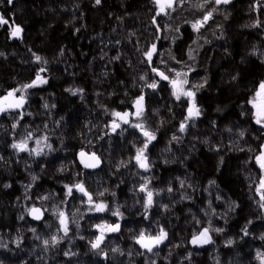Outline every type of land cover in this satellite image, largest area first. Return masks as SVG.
Listing matches in <instances>:
<instances>
[{"label": "trees", "instance_id": "16d2710c", "mask_svg": "<svg viewBox=\"0 0 264 264\" xmlns=\"http://www.w3.org/2000/svg\"><path fill=\"white\" fill-rule=\"evenodd\" d=\"M216 9L194 64L189 54L197 39L190 20L198 17L187 11L179 10L162 23L153 0H102L100 5L95 0H14L13 4L0 0V15L8 21L0 24V96L32 83L41 68L47 79L28 93L22 110L0 116V264H260L264 209L256 193L262 173L255 156L264 148V128L254 122L247 101L264 81V55H251L254 48L264 54V0L259 5L258 0H232ZM256 21L260 27L252 26ZM15 25L23 29L20 38L11 37ZM153 43L158 54L150 66L144 53ZM158 55L165 70L178 71L180 65L193 63L191 83L207 79L197 93L203 114L187 132L181 133L179 125L188 104L176 101L168 83L152 72L153 66L162 69ZM141 76L146 79L140 80ZM153 80L159 81L155 90L145 86ZM75 89L83 91L73 95ZM141 95L144 117L129 119L156 134L147 151L150 171L140 169L134 159L145 141L141 131L112 115L113 111L134 113ZM242 111L247 114L242 116ZM114 119L121 125L115 132ZM16 120L19 124L13 130ZM28 132L33 133L30 146L40 139L51 150L46 147V154L35 156L12 149L11 144ZM173 135L180 137L179 142L169 143ZM82 151L87 156L95 153L100 165L85 168L80 162ZM221 157L223 164L218 167ZM145 179L151 180V190L160 192L148 210L149 219L142 207L145 193L137 191ZM180 179L185 180L184 188ZM212 180L216 183L210 186ZM80 182L95 200L112 210L119 207L123 217L85 213L87 200L68 197L64 187ZM27 185L31 188L26 190ZM169 186L175 191L169 193ZM182 195L190 198L181 199ZM217 195L222 199L217 200ZM43 196L49 199H40ZM79 200L83 210L78 214ZM233 202L235 210L229 211ZM33 204L48 209L39 223L24 211ZM60 210L74 222L67 236L59 231ZM102 223L121 227L94 250V228ZM245 226L247 236L242 232ZM161 227L168 238L154 253L136 243L141 230L154 235ZM216 227L224 231H210L214 240L210 247H192L194 233ZM54 231L62 239L46 247L44 237ZM229 239L232 245L226 244ZM114 248L119 251L113 252Z\"/></svg>", "mask_w": 264, "mask_h": 264}, {"label": "snow or ice", "instance_id": "6c2138e0", "mask_svg": "<svg viewBox=\"0 0 264 264\" xmlns=\"http://www.w3.org/2000/svg\"><path fill=\"white\" fill-rule=\"evenodd\" d=\"M9 4H13L14 0H7ZM102 0H95L96 5H100ZM261 2V0H258V5ZM153 3L157 6V13L156 15L159 16L161 14L163 15H169L171 11H175L177 7H183L185 3H187V0H153ZM208 3V0H204V3L200 4L199 7L203 9L205 7V4ZM232 3V0H214V4L216 6L219 5H228ZM217 9L214 8L212 11H206L201 19H197L194 22H192V28L194 31L199 32L201 28L204 27L205 24L208 23L209 20L213 17V12ZM227 19V17H225ZM8 21L4 18V16L0 15V24H7ZM153 23L157 24V30L159 31V26L156 18H153ZM253 27H260L261 24L259 21H256L252 25ZM177 32H179V28L176 29ZM23 32V29L19 25H15L11 29V37L13 38H20L21 34ZM157 39H161V37H157ZM61 54H63V49H61ZM158 54L157 46L155 43L152 44L151 48L147 50L144 55L146 59L148 60L150 66L152 65V58L154 55ZM2 55V53H0ZM251 55H264L258 53V51L254 48L251 52ZM35 56V54H34ZM189 58H194L191 55V50L189 54ZM35 59L37 61L41 60L40 56H35ZM116 59H119V57H116ZM175 59V57H173ZM163 63V61H161ZM264 62V61H262ZM46 63V61H45ZM45 71V69L41 68L36 75V79L32 81L30 84L22 85L21 88L13 89L9 92H7L6 95L0 96V114L9 113L12 111H17L23 109L25 103H26V90L33 88L37 86L38 84H45L47 83V80L44 79L40 73ZM166 71H174L172 69H166ZM166 71H160L157 67H152V72L156 74L160 78V80L168 81L171 90H172V96L177 101H182L184 99L188 102V107L186 109L187 115L184 117V120L179 125V131L181 133L187 132L190 127H195V121L199 119L202 114L203 110L198 105L197 102V93L205 87L207 84V79L204 78L202 82L198 83H191L188 79L189 72L194 71V69L189 68L188 71L175 72V77H170L166 74ZM145 76H141L140 80H145ZM233 80H236L237 77L233 76ZM147 88H151L153 90L157 89L159 86V81L153 80L152 83H146L145 85ZM82 89H75L72 90V94L75 95L78 92H82ZM17 93H20L19 96H17ZM247 103L251 106L252 115L254 118V122L259 125L261 128H264V81H262L259 85L258 90L255 92V94L247 101ZM45 108L48 107L47 104L44 105ZM54 107V106H53ZM135 113H129V112H118L113 111L112 115L117 118L119 121H122L124 124H131V121L129 117L135 116L137 119L142 120L144 117V95H141L137 98L135 101ZM246 112H241V115H246ZM20 119L23 118V112H19ZM117 119H114L111 125L112 131L115 132L118 128L121 127L120 123L117 122ZM19 124V120H16L15 123L12 124V129L15 130ZM213 127H216V121H212ZM131 126L139 129L142 133V135L145 137V141L141 147H138L136 150V155L134 157L136 165L143 169L144 171H150L152 167V162L149 160V157L147 155L149 144H151L153 141L157 139L155 132L149 130L145 127L144 123H135L131 124ZM47 127V125L45 126ZM226 131L232 132L231 128H227ZM244 131H241L239 133V136L241 138L244 137ZM33 138V133L28 132L27 136L24 139H21L19 141H14L11 144L12 149H14L17 153L28 151L30 154H34L35 156H41L42 154H46L43 152V148L39 147L41 144V140L37 139L36 144L38 147L36 148H29L28 147V140H31ZM44 141H47V137H43ZM180 137H177L176 135H173L171 138V142H179ZM205 143H208L206 140ZM49 150H51V145L46 144L44 145ZM221 146L217 145L215 150L217 152L220 151ZM243 151V149H240ZM87 154L85 152L80 153L81 157V163L84 165L85 168H96L100 165L101 161L100 158L95 154L92 153L90 156H87V159L85 157ZM2 159V158H0ZM167 163V161H165ZM255 162L258 165V167L261 169V176L259 177V184L256 186V193L259 195V207L261 209H264V148H262L258 155L255 156ZM223 164V157L220 158L219 165ZM37 179L36 176H32V180L35 181ZM179 179V178H177ZM151 183L150 179H145V182L141 184L137 191L141 193H145L142 207L144 208V218L149 219L147 213L150 208L155 203L154 197L159 196V191H154L149 188V184ZM215 181H209V185H215ZM180 186L181 188L185 187V180L180 179ZM4 188H10L11 184H4ZM66 189V195L68 197H71L73 195L74 191H79L84 196L87 197V204L89 205V211L90 212H97V213H104V212H111L113 216L117 217H123V213L120 212L119 207H117L115 210H112L111 206L106 204L103 201H98L93 198V195L89 193L88 190H86L84 184L82 182L80 183H74V184H65L64 185ZM188 187H191V185H188ZM28 188H31V185L26 186V190ZM167 191L169 193H172L175 191V189L171 186L168 187ZM104 192H100L98 195L100 197L104 196ZM114 195V193H113ZM30 197L26 196V199H29ZM187 195H182L181 199H189ZM42 200L49 199L48 196L40 197ZM217 200L222 199V196L217 195ZM211 206V205H209ZM235 203L233 202L232 205L229 207V211L235 210ZM163 208L167 209L168 205H163ZM25 213L28 216H31L33 220L40 221L43 219L44 213L48 211V209L41 208L33 204L31 207L25 208ZM58 215V220L60 224L59 231H63L64 235L67 236L69 232V220L66 215V213L63 210H60L56 213ZM215 214V213H214ZM19 219L24 220L25 216L21 215ZM199 223V221H197ZM249 224L252 223V221L248 222ZM95 227L99 230L100 235H98L94 241L91 242V247L94 250L100 249L101 244L104 242L105 234L107 232H118L120 230V224H110V223H102L95 225ZM31 231L36 232L35 228H32ZM211 232L215 233H222L224 231L223 228H212L211 230L209 228H203L202 230L198 231L197 233H194L191 239V244L194 246L202 247L204 245L212 244L214 243L213 237L210 234ZM242 232L245 236L249 235L247 226H245L244 229H242ZM168 238V233L166 230L161 227L159 232L154 235L146 234L144 230H141L139 235L135 238V241L137 244L140 245L141 248L145 249L148 253H154V249L158 248L161 244L164 243V241ZM62 238L58 237L57 235H52L50 239L43 240V244L47 247L49 244L55 246L60 243V240ZM261 239H264V236H261ZM233 240L229 239L226 241L227 245H232ZM113 252L119 251L118 249L114 248L112 249ZM123 254V253H121ZM140 255H143V253H139ZM65 255H70V253L65 252ZM106 255V254H105ZM191 256V253H189V257ZM257 258L260 260V264H264V253H257ZM153 264L155 262L153 261Z\"/></svg>", "mask_w": 264, "mask_h": 264}, {"label": "rangeland", "instance_id": "374dc122", "mask_svg": "<svg viewBox=\"0 0 264 264\" xmlns=\"http://www.w3.org/2000/svg\"><path fill=\"white\" fill-rule=\"evenodd\" d=\"M202 3H204V0H187V3H185L184 5H183V7H177L176 8V10L175 11H171L170 12V14L169 15H163V14H161V15H159V16H162V18H163V20H162V23H164L166 20H168L169 18H172L174 15H175V13L177 12V11H179V10H182L183 12L184 11H187V13L188 14H195L194 16H196V17H198L197 19H201L202 18V16L204 15V13L206 12V11H212V9H214V8H224V7H227L228 5H230V4H228V5H219V6H216L215 4H214V0H208V3L207 4H205V7L203 8V9H201L200 7H199V5L200 4H202ZM155 7L157 8V6L155 5ZM222 11H224V10H221L220 12H222ZM202 12V13H201ZM213 18H214V15H213V17H212V19L211 20H209L208 21V23L209 22H211L212 20H213ZM196 19V20H197ZM191 22V24H190V27H192V22H194L193 20H190ZM208 23L207 24H205L204 25V27L203 28H201L200 30H199V32H196V31H194L193 30V28H192V30H193V33L195 34V36H196V39H197V41H196V44H195V46L193 47V49H192V51H191V55L194 57V58H190V62H193L194 64H195V62L193 61L194 59H195V57H196V55H197V53H198V50L202 47V34H203V32H205V28H206V26L208 25ZM199 45V46H198ZM158 57V65H159V68H162L164 71H166L165 70V68H166V65H165V63L163 62H161V61H163V58H162V56L161 55H158L157 56ZM193 63H188V64H185V65H180L179 66V69H178V71H180V72H184V71H188V69L189 68H191L192 66V64ZM160 70V71H163V70ZM168 69H172V68H168ZM173 70V69H172ZM175 72L176 71H166V74L167 75H169L170 77H175ZM192 72L193 71H191V72H189V75H188V79L190 80V74H192ZM155 74V73H154ZM44 79H46L45 77H44V75L43 74H40ZM155 76H156V74H155ZM157 78H158V80L159 81H164V82H167L168 83V85H169V88L171 89V86H170V84H169V82L168 81H165V80H160V78L157 76ZM47 80V79H46ZM191 82V81H190ZM46 84V83H45ZM45 84H38L37 86H35V87H33V88H30V89H27L26 90V97H27V95H28V93L31 91V90H33V89H37V88H40V87H42V86H44ZM171 92H172V90H171ZM20 95V93H17V96H19ZM174 98V97H173ZM175 99V98H174ZM177 101V100H176ZM179 102H186L187 104H188V102H187V100L186 99H184V100H182V101H179ZM27 104V99H26V103H25V105ZM25 105H24V107H25ZM23 107V108H24ZM22 110V109H21ZM17 111H20V110H17ZM135 111H136V108L134 107V113H135ZM13 112V111H12ZM2 114H0V116H1ZM28 146L30 147V148H36V147H38V145L36 144V142H35V144L34 145H32V146H30L29 144H28ZM39 147H41V148H43V152L46 150V147L44 146V145H39ZM261 170V169H260ZM72 196H74V197H83L84 199H86L87 200V197L86 196H84L82 193H80L79 191H74L73 192V195ZM154 199H155V197H154ZM79 204H82V201L81 200H79L78 201V205ZM77 205V206H78ZM77 210H79V211H81L82 212V207H81V205H79L78 206V208L77 207H75V212L77 211ZM79 211H77V213L79 214ZM85 213H91L92 215H99L100 213H97V212H90L89 211V209L88 210H83ZM101 214H103V213H101ZM76 217H78L79 215H75ZM68 220H69V229L73 226L74 227V222L71 220V219H69L68 218ZM94 231L95 232H97L96 234H95V238L98 236V235H100V232H99V230L95 227L94 228ZM63 233V232H62ZM114 232H107L106 234H105V239H104V242L103 243H105L106 241H107V239H106V237L107 236H110L111 234H113ZM64 234V233H63ZM211 234V233H210ZM52 235H57V236H59V232L57 231H54V234H51V236ZM50 236V237H51ZM50 237L49 236H47V237H44V238H46V239H50ZM166 241V240H165ZM165 241H164V243H165ZM2 243V242H1ZM102 243V244H103ZM163 243V244H164ZM101 244V245H102Z\"/></svg>", "mask_w": 264, "mask_h": 264}, {"label": "water", "instance_id": "95a60500", "mask_svg": "<svg viewBox=\"0 0 264 264\" xmlns=\"http://www.w3.org/2000/svg\"><path fill=\"white\" fill-rule=\"evenodd\" d=\"M85 159H86V158H85ZM90 169H92V168H90ZM43 217H44V216H43ZM29 218H30L33 222H35V223H39V222H41V221L43 220V219H42V220H40V221H36V220H33L31 216H29ZM191 245H192L193 248H207V247H210L211 244L204 245V246H202V247L194 246L193 244H191ZM142 249H143V248H142ZM143 250H145V249H143ZM145 251H146V250H145Z\"/></svg>", "mask_w": 264, "mask_h": 264}, {"label": "flooded vegetation", "instance_id": "af4514ba", "mask_svg": "<svg viewBox=\"0 0 264 264\" xmlns=\"http://www.w3.org/2000/svg\"><path fill=\"white\" fill-rule=\"evenodd\" d=\"M93 169V168H92ZM92 169H90V170H92Z\"/></svg>", "mask_w": 264, "mask_h": 264}]
</instances>
